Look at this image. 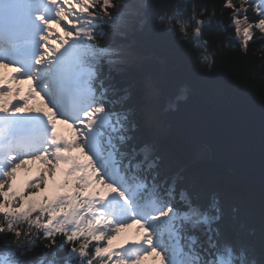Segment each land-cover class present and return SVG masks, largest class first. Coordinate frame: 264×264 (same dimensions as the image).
Wrapping results in <instances>:
<instances>
[{
	"label": "snow or ice",
	"instance_id": "6c2138e0",
	"mask_svg": "<svg viewBox=\"0 0 264 264\" xmlns=\"http://www.w3.org/2000/svg\"><path fill=\"white\" fill-rule=\"evenodd\" d=\"M213 24L264 60V0H0V264H264L222 233L220 196L141 135L154 107L131 103L159 92L147 74L127 83L138 29L207 50ZM216 54L197 65L211 72ZM174 88L166 110L187 99Z\"/></svg>",
	"mask_w": 264,
	"mask_h": 264
},
{
	"label": "trees",
	"instance_id": "16d2710c",
	"mask_svg": "<svg viewBox=\"0 0 264 264\" xmlns=\"http://www.w3.org/2000/svg\"><path fill=\"white\" fill-rule=\"evenodd\" d=\"M207 2L219 5L221 0ZM108 27L105 25V30ZM230 36L232 33H220L213 24L204 29L202 37L210 47L207 50L190 49L170 33L149 31L147 27L138 29L136 40L142 51V63L130 72L127 83L133 84L145 74L157 83V96L148 99L143 94L134 93L131 101L141 109L146 105L153 106L159 117L156 125L142 129L141 135L158 141L164 165L169 171L180 172L186 182L202 194L215 192L220 196L224 209L220 222L222 233L225 237H239L252 245L259 259L264 252V190L211 160L208 148L189 144L168 126L163 117L177 83L181 88L204 93L217 104H226L236 89L252 99L264 101L261 50L250 46L249 54L243 56L239 49L225 47L237 43L235 39H227ZM214 50L217 54L211 72L205 65H197L195 57L198 52L207 55Z\"/></svg>",
	"mask_w": 264,
	"mask_h": 264
},
{
	"label": "water",
	"instance_id": "95a60500",
	"mask_svg": "<svg viewBox=\"0 0 264 264\" xmlns=\"http://www.w3.org/2000/svg\"><path fill=\"white\" fill-rule=\"evenodd\" d=\"M187 99L175 111L164 110L169 127L193 146H205L210 158L264 190V101L233 90L226 104L186 88Z\"/></svg>",
	"mask_w": 264,
	"mask_h": 264
},
{
	"label": "rangeland",
	"instance_id": "374dc122",
	"mask_svg": "<svg viewBox=\"0 0 264 264\" xmlns=\"http://www.w3.org/2000/svg\"><path fill=\"white\" fill-rule=\"evenodd\" d=\"M121 0H111V4L115 5L116 7H120Z\"/></svg>",
	"mask_w": 264,
	"mask_h": 264
},
{
	"label": "bare ground",
	"instance_id": "6f19581e",
	"mask_svg": "<svg viewBox=\"0 0 264 264\" xmlns=\"http://www.w3.org/2000/svg\"><path fill=\"white\" fill-rule=\"evenodd\" d=\"M224 168V167H223Z\"/></svg>",
	"mask_w": 264,
	"mask_h": 264
}]
</instances>
